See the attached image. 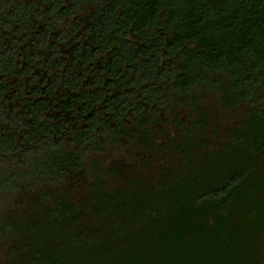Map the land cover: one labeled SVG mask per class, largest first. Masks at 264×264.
I'll list each match as a JSON object with an SVG mask.
<instances>
[{"label": "trees", "instance_id": "1", "mask_svg": "<svg viewBox=\"0 0 264 264\" xmlns=\"http://www.w3.org/2000/svg\"><path fill=\"white\" fill-rule=\"evenodd\" d=\"M0 264H264V0H0Z\"/></svg>", "mask_w": 264, "mask_h": 264}]
</instances>
